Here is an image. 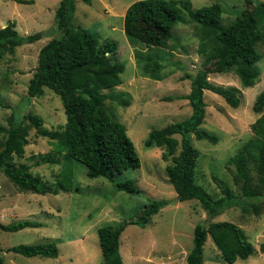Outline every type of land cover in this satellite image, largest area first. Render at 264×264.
<instances>
[{"label": "rangeland", "instance_id": "obj_1", "mask_svg": "<svg viewBox=\"0 0 264 264\" xmlns=\"http://www.w3.org/2000/svg\"><path fill=\"white\" fill-rule=\"evenodd\" d=\"M0 0V28L5 22H14L21 35L42 32L43 36L33 42L21 44L13 53L0 58V125L7 127L10 113L34 114L43 119V125L61 133L65 113L61 98L49 88L40 95L28 97L27 87L37 65L40 48L54 37L61 35L56 29L55 11L60 0ZM139 0H75L72 17L74 26H81L96 34L97 47L106 40L116 43L111 61L124 65L121 83L104 89L107 112L123 123L140 158V166L128 169L115 177V182L131 179L139 192L127 193L117 190L114 183L104 177L90 178L86 168L76 162H65L62 153L56 152L57 139L37 134L26 121L28 143L23 154L14 156V162L27 163L33 174L54 186L64 166L72 172V189L59 190L57 194H37L20 191L0 171V223L18 220H35L42 225L9 232L0 229V254L3 264H104L100 253L97 228L117 224L135 218L145 203L166 200L167 205L151 216L145 227L127 225L119 239V252L124 264H186V256L192 247L193 228L205 222L206 214L196 199L178 201L169 183L166 166L171 159L163 160V148L147 147L144 141L152 129L162 128L181 121L191 113L186 98L169 100L167 97L185 96L190 90V79L201 67L203 56L198 52L196 23L182 16L169 31L167 38L153 34L143 40L130 42L127 38L124 17L128 8ZM193 8L217 4L222 9L224 25L232 22L242 11H250L256 3L264 0H190ZM261 58L252 67L259 73L258 81L249 87L241 85L234 72L208 74L211 83L222 87H236L239 98L237 107L230 106L220 95L205 90L204 122L200 125L217 136L215 144L196 139L190 142L198 152L195 181L213 197L220 190L213 178L228 184L236 195L241 194V180L236 176L234 164L228 159L254 136L252 124L261 114L253 111L255 97L264 90V45L257 44ZM141 53V54H140ZM137 54L151 57L162 65L165 77L153 80L145 77L137 64ZM175 137L180 140L179 135ZM6 139L0 133V141ZM179 149V147H178ZM54 162H43V159ZM38 162V164H35ZM249 175L252 186L258 187V172L251 160ZM259 190L264 191V187ZM230 221L238 225L253 244L254 252L246 259L233 264H264V202L260 212L245 213L234 206L212 219ZM54 242L59 254L50 257H25L8 250L18 244ZM203 264H228L222 260L209 235L203 247Z\"/></svg>", "mask_w": 264, "mask_h": 264}, {"label": "trees", "instance_id": "obj_2", "mask_svg": "<svg viewBox=\"0 0 264 264\" xmlns=\"http://www.w3.org/2000/svg\"><path fill=\"white\" fill-rule=\"evenodd\" d=\"M74 11L75 0H60L54 18L56 29L61 35L50 39L40 48L37 65L27 87L28 97L40 95L43 88H49L59 95L65 113L63 130L61 133L48 130L39 115L10 113L7 127L0 125V133L6 134V139L0 141V171L20 191L57 194L59 190L72 189L73 172L67 164L52 187L42 181L39 175L33 174L27 163L14 162V156L20 157L28 143V130L24 124L28 121L38 135L57 139L56 152L63 154L65 162L76 161L86 168L88 177L101 176L113 182L117 190L137 193L139 189L133 180L115 182L117 174L139 167L140 158L125 125L107 112L105 101L108 94L103 92L121 83L124 65L109 58L116 51L114 41L106 40L97 47L95 33L72 24ZM221 14L222 9L217 4L193 8L190 0H139L128 8L124 17V28L130 42L143 40L153 34L167 38L182 16L197 25L195 32L198 52L204 58L202 65L191 77L190 90L185 96L167 97L169 100L186 98L191 113L181 121L150 130L144 141L147 147L163 148V160H172L166 166V173L177 200L196 199L206 214L205 222H199L193 228L192 247L186 256V264H203V247L207 235L222 260L228 264L248 258L253 254L254 246L242 229L230 221L212 219L234 206L245 213L258 214L260 203L264 202V191L259 190V187H264V113L252 124L254 136L228 159L229 163L234 164L236 176L241 180L239 196L219 179L213 178L220 190L219 197H213L195 181L199 152L192 146L190 135L212 144L218 142L216 135L200 127L205 118L204 91L220 95L232 107L239 104L236 87L215 85L209 81L208 74L234 72L245 87L253 86L259 79L258 71L252 66L262 56L257 44L264 45V4L256 3L250 11L242 10L227 25L223 24ZM42 36V32L21 35L15 29L14 22H8L0 28V58L6 53H13L15 47L33 43ZM140 54H137L136 60L142 75L153 80L163 79L166 74L161 71L162 65ZM252 108L256 113L263 110L264 90L257 94ZM175 135H179L180 140ZM251 160L258 172L260 185L257 188L252 186V177L249 175L248 163ZM54 161L43 159V162ZM165 205L166 200L153 199L143 205L135 218L97 228L103 263L124 264L119 252V239L125 226L145 227L151 216ZM41 225L38 221L26 219L0 223V229L14 232ZM8 250L25 257L55 258L59 254L54 242L18 244ZM260 250L264 253V243L260 245ZM3 262L0 254V264Z\"/></svg>", "mask_w": 264, "mask_h": 264}, {"label": "water", "instance_id": "obj_3", "mask_svg": "<svg viewBox=\"0 0 264 264\" xmlns=\"http://www.w3.org/2000/svg\"><path fill=\"white\" fill-rule=\"evenodd\" d=\"M7 23L5 22V24L4 25H6Z\"/></svg>", "mask_w": 264, "mask_h": 264}]
</instances>
